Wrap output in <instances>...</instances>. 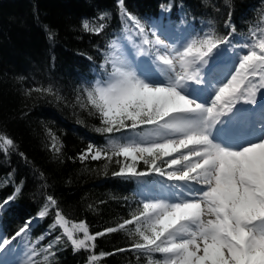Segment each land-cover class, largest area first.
Wrapping results in <instances>:
<instances>
[{"label":"snow or ice","instance_id":"snow-or-ice-1","mask_svg":"<svg viewBox=\"0 0 264 264\" xmlns=\"http://www.w3.org/2000/svg\"><path fill=\"white\" fill-rule=\"evenodd\" d=\"M118 7L126 31H134L139 39L136 55L149 58L156 74L149 78L138 71L132 59L116 50L120 47L116 41L109 45L113 51L104 54L103 64L97 65L98 78L84 92L101 120L102 126L95 131L108 136L110 148L90 143L77 158H116L119 171L113 175L137 180L156 175L164 181L162 187L174 190L173 198L142 202V210L130 219L92 234L83 220L69 228L58 201L48 195L37 216L26 221L13 240L26 234L37 218H46L51 207L56 210L50 231L62 228L56 242L66 237L74 252L91 250L98 237L135 225L139 239L129 248L100 256L132 251L162 254L163 260L155 264H264V137L239 148L223 142L230 134L225 118L231 114L247 119L240 106L255 104L257 92L264 94V28H250L243 43L234 49L233 38L238 33L229 13L224 22L227 35L221 37L208 26L207 31L189 32L179 46H169L160 39L158 29L149 32L140 18L128 12L125 0H118ZM161 10L163 14L171 8L161 6ZM108 15L101 14L100 21ZM82 27L99 35L106 24L91 27L85 19ZM45 30L53 40L54 33ZM224 52L236 59L221 76L218 58ZM217 75L220 82L213 83L215 91L208 103L189 94V90L203 88L209 76L215 79ZM33 91L52 93V88ZM217 134L221 139H216ZM0 140L6 147H15L7 134L0 133ZM141 163L145 171L138 170ZM14 176L15 171L3 181L14 191L0 203V210L22 193L24 181L17 186ZM74 232L82 233L83 238H76ZM11 243L2 239L0 249ZM52 248L49 244L44 250L45 261L54 256ZM32 254L37 255L35 249ZM96 259L90 255L88 264H96Z\"/></svg>","mask_w":264,"mask_h":264},{"label":"trees","instance_id":"trees-1","mask_svg":"<svg viewBox=\"0 0 264 264\" xmlns=\"http://www.w3.org/2000/svg\"><path fill=\"white\" fill-rule=\"evenodd\" d=\"M161 6L171 11L162 14ZM125 7L147 30L153 19H162L184 22L192 30L207 31L210 26L223 37L229 13L238 33L233 39L248 36L250 28L264 27V0H125ZM103 13L109 15L100 21ZM85 19L91 27L105 23L104 32L85 31ZM46 28L54 33L51 41ZM126 33L118 0H0V133L15 141V147L9 148L0 140V203L13 194L14 187L3 183L10 173L15 171L17 186L24 181L18 198L0 210V232L7 239L37 216L48 195L58 201L69 222H87L92 234L117 227L142 210L144 179L113 175L119 171L116 158H77L90 143L110 148L108 136L95 131L101 120L84 89L98 78L97 65L103 64L112 39ZM48 87L52 93L33 91ZM137 168L146 170L142 163ZM55 210L50 207L46 218H37L26 234L15 239L32 244L37 264H88L93 254L99 264L163 260L160 253L132 251L100 256L129 248L139 239L135 225L98 237L91 250L74 252L66 237L56 242L62 228L50 231ZM49 244L54 256L45 261Z\"/></svg>","mask_w":264,"mask_h":264},{"label":"rangeland","instance_id":"rangeland-1","mask_svg":"<svg viewBox=\"0 0 264 264\" xmlns=\"http://www.w3.org/2000/svg\"><path fill=\"white\" fill-rule=\"evenodd\" d=\"M157 24H161V22H153V24H151V30L153 31V30H159L158 31V35L160 36V39L162 40V41H164V43L165 44H168L169 46H172V45H175V46H179L180 44H182L183 42H184V40L187 38V36H188V33L189 32H191L190 31V28L189 27H187L186 26V24L184 23V22H178V23H174V24H171V22H168V23H166L165 24V26H164V31L163 32H165L166 34H164V33H162V31H161V29H160V27L161 26H159V25H157ZM162 28V27H161ZM168 34V35H167ZM129 35H131V40H129ZM174 35H177L178 37L177 38H175L174 37ZM151 38V37H150ZM243 40H244V38H242L241 40H240V42H234L233 41V45H234V49L235 48H238L239 47V45L240 44H242L243 43ZM113 41H116V44L118 45V46H120L118 49H116L117 51H120V52H122L123 54H125V55H127L130 59H131V57H130V53L131 52H134V56H135V58L138 60V64H139V67H141L140 69H146L148 72L147 73H149L150 71H149V64H146L145 62H146V59H147V57H138L137 55H136V52L138 51V48H137V46L139 45V39L136 37V35H135V32L133 31L131 34L129 33V32H127V34L126 35H124V37L123 38H116L115 40H113ZM233 49V50H234ZM110 51H113V49L111 48V50ZM239 54H243V52H240ZM235 59H236V57L234 56V55H229L227 52H224V53H222L221 55H220V57L218 58V67H217V72L221 75V72H227L230 68H231V66H232V64H230V63H232V60H233V63L235 62ZM133 61H134V64H136L137 62L135 61V59H134V57H133ZM153 65V64H152ZM145 67V68H144ZM139 68H138V70H140ZM144 71V70H143ZM152 71L153 72H155L154 73V75L156 74V68H155V66L153 65V68H152ZM145 72V71H144ZM152 72V73H153ZM210 79V81L207 79V82L205 83V86H207V87H209L208 86V84L207 83H212L211 81V79H213L212 77H210L209 78ZM217 79L219 80L220 79V76L218 75L215 79H213L214 81H217ZM220 82V80L219 81H217V83H219ZM191 91H193V90H191ZM197 89H195V92L197 93ZM204 95H206V93L204 94ZM203 95V96H204ZM261 97V95L259 94V92H257V96H256V98H260ZM197 99V98H196ZM207 99H208V97H207ZM198 100V102H199V99H197ZM209 100V99H208ZM200 102H204V103H208L207 101L205 102V101H203V100H201ZM248 104H250V102L249 103H247V105ZM263 104V103H262ZM247 105L244 107V109H245V111H248L249 113H252L253 112V109H252V107H251V105H249L248 107H247ZM253 107H254V105H253ZM260 113H261V110H260ZM264 114V113H263ZM258 115L260 116V114L258 113ZM261 117V116H260ZM222 119H223V117H222ZM233 119H235V121L233 122V126L231 127L232 129H233V131H234V133H237L236 131H237V127L236 126H238V125H240L241 126V129L243 128L244 129V132L246 131V127H245V125H243L241 122H239L240 121V118H239V116H237V117H234ZM227 121H230V119L229 118H225V123L227 122ZM232 121V120H231ZM261 120L259 119V120H255V122H260ZM245 123H247V121L245 122ZM225 126H228V125H226L225 124ZM258 126V124H256V123H253V124H251V126L249 127L250 128V130H252V132H253V130H254V128L255 127H257ZM261 127V126H260ZM261 137H264V132L262 133V135H261ZM218 138H220V136H218ZM217 139V138H216ZM242 143V142H241ZM240 145V144H239ZM238 145V146H239ZM236 148V147H235ZM153 177H154V180L150 183H146V184H143L142 185V192L144 191L146 194H147V198L144 196V200L145 201H148V200H152V199H157V198H167V196H168V194H170L171 192H170V190L168 189V192H167V188L166 187H162V183H164V181H160L159 179H158V177L156 176V175H153ZM147 188H148V190H147ZM149 189H157L158 190V192H161V193H159L158 194V196L159 197H153V196H149L148 195V193L150 192L149 191ZM166 193V194H165ZM162 196V197H161ZM164 196V197H163ZM173 198V197H172ZM75 223H79V222H69V224H68V227L69 228H71L72 227V225L73 224H75ZM4 235L0 232V237H2V239H4V237H3ZM74 236L76 237V238H83V234L82 233H79V232H74ZM2 239H0V243H2ZM9 241H11V240H9ZM91 243V242H90ZM16 248H19V249H25V248H28V251L30 252L31 250H32V253H33V246L32 245H29L27 242H25V241H21L19 244H15L14 243V241H12V243H11V245H10V247L8 246L7 248L4 246V250L5 249H7L8 250V254H10L11 252H13L12 254L14 255L15 253H16ZM17 254V253H16ZM32 255V259H31V261L28 263V264H31L33 261H34V256H33V254H31ZM96 264H99V263H97L96 262Z\"/></svg>","mask_w":264,"mask_h":264},{"label":"bare ground","instance_id":"bare-ground-1","mask_svg":"<svg viewBox=\"0 0 264 264\" xmlns=\"http://www.w3.org/2000/svg\"><path fill=\"white\" fill-rule=\"evenodd\" d=\"M212 83H207L209 87L207 86H203V88L197 89V94L199 95H204L206 93V97H208L209 101L212 97V95L214 94L215 89L212 87L213 83H217V81H214L213 79H211ZM263 103V104H262ZM251 105L253 112L249 113L248 111H245L244 107L246 105H241L240 106V113L244 114L247 116V119H242L240 115V121L243 125H245L246 127V131L244 133H240L239 131L241 130V126L238 125L237 127V133H235L234 136L230 135L231 138V142H238V145L236 148H239L240 146H242L244 143L249 142L251 140H258L259 138H261V135L264 131V116L262 115H258L259 111L264 109V94L261 95L260 98H256V103L255 104H248L247 107ZM254 105V107H253ZM263 106V108H261ZM230 119V121H227L225 124L232 127L233 126V122L235 121V119H233L234 117L231 116V114L227 117ZM261 120L260 122H255V120ZM232 120V121H231ZM247 121V123H245ZM256 123L258 124L257 127L254 128L253 132L252 130H250V126L251 124ZM261 126V127H260ZM239 136V137H238ZM242 142V143H241ZM13 252H11L10 254H8V250L7 249H0V264H28L31 259H32V250L29 252L28 248L25 249H17L16 253L13 255Z\"/></svg>","mask_w":264,"mask_h":264}]
</instances>
